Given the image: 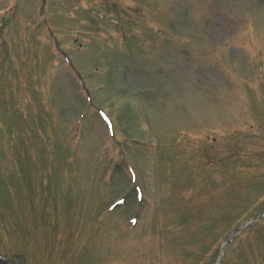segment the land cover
I'll use <instances>...</instances> for the list:
<instances>
[{
    "label": "rangeland",
    "instance_id": "obj_1",
    "mask_svg": "<svg viewBox=\"0 0 264 264\" xmlns=\"http://www.w3.org/2000/svg\"><path fill=\"white\" fill-rule=\"evenodd\" d=\"M263 212L264 0H0V264H264Z\"/></svg>",
    "mask_w": 264,
    "mask_h": 264
},
{
    "label": "water",
    "instance_id": "obj_2",
    "mask_svg": "<svg viewBox=\"0 0 264 264\" xmlns=\"http://www.w3.org/2000/svg\"><path fill=\"white\" fill-rule=\"evenodd\" d=\"M254 220H255V219H253V220H251V221H254ZM248 223H249V222H248ZM248 223H245L244 225H246V224H248ZM244 225H243V226H244ZM232 236H233V235H232ZM232 236H231V238H232Z\"/></svg>",
    "mask_w": 264,
    "mask_h": 264
}]
</instances>
